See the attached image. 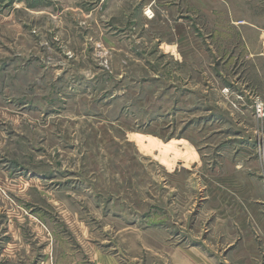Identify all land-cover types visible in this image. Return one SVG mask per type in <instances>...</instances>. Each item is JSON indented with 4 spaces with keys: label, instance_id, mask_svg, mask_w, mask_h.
Segmentation results:
<instances>
[{
    "label": "rangeland",
    "instance_id": "374dc122",
    "mask_svg": "<svg viewBox=\"0 0 264 264\" xmlns=\"http://www.w3.org/2000/svg\"><path fill=\"white\" fill-rule=\"evenodd\" d=\"M263 29L264 0H0V264H264Z\"/></svg>",
    "mask_w": 264,
    "mask_h": 264
},
{
    "label": "crops",
    "instance_id": "0c3cea01",
    "mask_svg": "<svg viewBox=\"0 0 264 264\" xmlns=\"http://www.w3.org/2000/svg\"><path fill=\"white\" fill-rule=\"evenodd\" d=\"M243 21V20H242ZM249 21V20H248ZM248 21H243L244 23H241L240 25L244 28V29H247V30H250L251 28L253 29V31L255 32L256 31V29H258V27H255L254 25L252 26L251 24H249V22ZM263 32H264V29H263V31L260 33V35H259V41L262 43V45L264 44V42L262 41V34H263ZM245 34V33H244ZM246 35V36H245ZM244 35V39H245V37L247 38V39H249L248 38V36H250V34L248 35V34H245Z\"/></svg>",
    "mask_w": 264,
    "mask_h": 264
},
{
    "label": "built area",
    "instance_id": "2783aa9c",
    "mask_svg": "<svg viewBox=\"0 0 264 264\" xmlns=\"http://www.w3.org/2000/svg\"><path fill=\"white\" fill-rule=\"evenodd\" d=\"M263 42H264V38H263ZM257 111L259 112V114H261V113H260V111H261V110H260L259 108H258V110H257Z\"/></svg>",
    "mask_w": 264,
    "mask_h": 264
}]
</instances>
